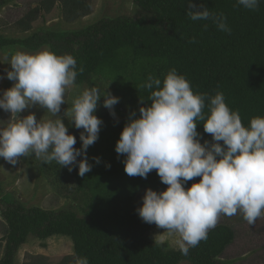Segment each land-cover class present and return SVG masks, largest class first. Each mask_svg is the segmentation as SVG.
Here are the masks:
<instances>
[{"label": "trees", "instance_id": "trees-1", "mask_svg": "<svg viewBox=\"0 0 264 264\" xmlns=\"http://www.w3.org/2000/svg\"><path fill=\"white\" fill-rule=\"evenodd\" d=\"M9 1L12 0H0V10ZM192 2L224 13L231 33L219 31L210 21L191 20L186 14L187 0H133L140 12L131 16L101 19L73 32L40 29L24 40L0 36V48L21 45L35 51L48 46L57 55L71 54L77 68H84L74 85H90L95 77L111 84L138 117L140 107L151 103V90L141 88V84L149 74L163 81L174 68L190 81L194 92L208 96L222 92L228 106L238 110L242 123L248 126L251 118L264 116V0H260L256 10L245 9L236 0ZM56 3L67 23L84 18L91 11V0H40L38 6L22 13L17 27L28 31L39 13H49ZM193 37L196 42L189 43ZM131 116L125 110L117 123L105 113L97 115L103 123L98 140L86 150L92 168L83 177L78 174V165L69 171L55 161L39 160L36 169L43 172L56 195L77 202L81 216L73 210L26 208L17 200H6L0 183V216L5 236L4 245L0 246V264H16L17 253L29 237L45 241L57 236L71 240L73 260L74 255L87 257L89 264H220L221 254L234 240V233L227 226L211 229L208 238L190 248L188 255L149 238L154 224L139 217L136 197L140 190L160 192L167 185L155 170L147 178L125 173L126 156L117 154L115 146ZM63 122L76 137L74 147L80 148L83 129ZM198 123L201 143L211 141L203 122ZM94 158H99V163ZM199 179L188 181L185 187Z\"/></svg>", "mask_w": 264, "mask_h": 264}, {"label": "clouds", "instance_id": "clouds-1", "mask_svg": "<svg viewBox=\"0 0 264 264\" xmlns=\"http://www.w3.org/2000/svg\"><path fill=\"white\" fill-rule=\"evenodd\" d=\"M236 2L256 10L260 0ZM187 3L191 20L210 21L219 31L231 33L224 13L212 12L192 0ZM195 42V37L189 40ZM0 64L10 65L5 73L13 81L0 94V109L10 117L6 126H0V158L16 165L21 157L34 154L43 163L55 161L69 171L78 165L81 177L90 172L86 150L98 140L103 123L95 115L98 101L103 97V107L115 116L119 97L108 92L101 96L96 87L85 89L61 115L67 90L84 71L77 68L73 55H57L47 49L36 53L0 49ZM140 87L151 90V103L140 107L138 118L132 114L115 151L126 156L127 175L147 178L155 170L167 187L160 192L146 190L142 206L136 209L139 217L176 236L182 255L206 240L221 216L239 214L248 225L264 217V116L251 118L245 126L222 92L214 96L194 92L190 81L174 68L163 81L149 74ZM34 106L57 118L37 120L34 113L19 115ZM64 119L83 129L80 148L74 147L76 137L69 133ZM198 122H203L211 141L201 143ZM94 159L99 163V158ZM196 177L198 182L185 187ZM73 264H89V260L74 255Z\"/></svg>", "mask_w": 264, "mask_h": 264}, {"label": "rangeland", "instance_id": "rangeland-1", "mask_svg": "<svg viewBox=\"0 0 264 264\" xmlns=\"http://www.w3.org/2000/svg\"><path fill=\"white\" fill-rule=\"evenodd\" d=\"M40 0H12L7 6L0 10V36L5 39L24 40L38 30H49L53 32H73L84 29L101 19H114L119 16H131L140 10L135 7L133 0H91L90 14L80 18L75 22L67 23L62 19L59 3L50 10L49 13L40 12L36 21L31 24V28L22 32L17 27L16 22L22 13L28 9L38 6ZM0 49H12L26 53H36L47 49L48 46L40 47L33 51L21 45L4 46ZM5 69L10 70L9 64H0V94L10 87L13 81L6 78ZM96 87L100 90V95L106 92L119 97L113 85L107 84L96 77L92 84L76 86L73 85L65 94L66 104L61 106V115L70 108L72 101L77 98L83 90ZM103 97L98 101V108L95 112L97 116L100 112L105 113L114 122H119L125 110L131 114L136 112L129 108L119 97V102L114 106L115 116L110 114L109 109L103 107ZM34 113L37 120L56 119L47 110L38 106L26 109L20 113L21 117ZM68 121L67 119H64ZM10 122L9 114L0 109V126H6ZM69 122V121H68ZM70 123V122H69ZM40 159L34 154L21 157L16 165H11L3 158H0V183L3 188V198H10L19 201L26 208H40L44 210H73L81 214L78 210L77 202L73 198H62L54 193L43 172L36 169ZM145 191L140 190L136 197V204L142 206V198ZM224 225L234 233V240L227 246L221 254L220 264H264V217L257 220L255 224L248 225L241 215L232 217L221 216L216 225ZM149 238L158 243L165 244L168 249L179 250L175 243L176 236H169L166 231L158 228L155 224L150 228ZM5 242L4 222L0 216V246ZM2 250H0V255ZM73 244L65 237H52L45 241H40L29 237L28 241L22 245L16 256V264H73ZM181 264H189L182 262Z\"/></svg>", "mask_w": 264, "mask_h": 264}]
</instances>
